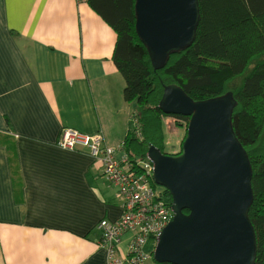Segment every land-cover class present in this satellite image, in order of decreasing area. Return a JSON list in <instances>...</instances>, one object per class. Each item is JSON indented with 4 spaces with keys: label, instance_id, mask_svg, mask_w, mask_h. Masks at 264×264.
<instances>
[{
    "label": "crops",
    "instance_id": "0c3cea01",
    "mask_svg": "<svg viewBox=\"0 0 264 264\" xmlns=\"http://www.w3.org/2000/svg\"><path fill=\"white\" fill-rule=\"evenodd\" d=\"M116 41L86 1L0 0V264H109L98 223L118 220L122 202L99 159L61 136L101 132L118 147L135 127Z\"/></svg>",
    "mask_w": 264,
    "mask_h": 264
},
{
    "label": "water",
    "instance_id": "95a60500",
    "mask_svg": "<svg viewBox=\"0 0 264 264\" xmlns=\"http://www.w3.org/2000/svg\"><path fill=\"white\" fill-rule=\"evenodd\" d=\"M136 29L156 64L194 42L198 0H137ZM165 63V62H164ZM237 101L231 92L194 100L169 84L159 107L189 116L179 153L152 146L154 179L172 196L174 218L159 236L153 257L173 264H255L253 168L233 127ZM188 211V212H187Z\"/></svg>",
    "mask_w": 264,
    "mask_h": 264
},
{
    "label": "trees",
    "instance_id": "16d2710c",
    "mask_svg": "<svg viewBox=\"0 0 264 264\" xmlns=\"http://www.w3.org/2000/svg\"><path fill=\"white\" fill-rule=\"evenodd\" d=\"M83 1L117 33L112 59L124 78V99L137 104L134 115L137 124L122 142L124 152L132 161H146L152 146L166 153L181 151V146L176 152L166 150L163 119L171 116L185 127L190 118L161 110L159 103L166 85L181 86L194 100L233 94L237 101L233 127L253 168L254 201L249 216L256 231L255 264H264V205L257 206V186L264 179V126L257 122L253 129L241 128L243 118L259 102L263 109L261 117H264V0H198L201 14L194 42L171 53L160 64L155 63L137 33V0ZM163 189L172 204L170 191ZM128 232L132 231L125 234ZM153 241L149 243L152 251ZM155 263L173 264L157 260Z\"/></svg>",
    "mask_w": 264,
    "mask_h": 264
},
{
    "label": "built area",
    "instance_id": "2783aa9c",
    "mask_svg": "<svg viewBox=\"0 0 264 264\" xmlns=\"http://www.w3.org/2000/svg\"><path fill=\"white\" fill-rule=\"evenodd\" d=\"M103 140L101 132L87 134L72 127L64 129L61 136L64 147L83 146L99 159L105 176L116 187V197L122 202L124 212L118 220L102 219L98 223L100 240L108 251L109 264L123 261L140 264L152 256L160 234L175 214L164 189L159 188L154 179L153 161L149 157L141 164L132 161L124 152L123 144L116 148L103 145ZM120 149L122 153H119ZM128 230L134 232V237L124 260L117 256V248ZM152 240L155 244L153 251L147 252L145 246Z\"/></svg>",
    "mask_w": 264,
    "mask_h": 264
},
{
    "label": "rangeland",
    "instance_id": "374dc122",
    "mask_svg": "<svg viewBox=\"0 0 264 264\" xmlns=\"http://www.w3.org/2000/svg\"><path fill=\"white\" fill-rule=\"evenodd\" d=\"M262 113H263V109H262V106L260 105V102H259L258 105L253 110H251V113L250 114L248 113L243 118V123H242L241 128L244 130H248L250 128L253 129L254 123H257V122H259L260 125L264 126V117L263 118L261 117ZM254 117H255L256 121H253ZM163 122H164V129H165V135H166V150L168 152H176L179 150L180 146H181V150H182V143H183L184 138L186 137V136L184 137V135L185 134L187 135V133H186L187 129L186 128L188 126V123L185 127L180 126V123L178 121H176L175 118H173L171 116H167V115L164 117ZM134 124H135L134 126H136V124H137V122H135V120H134ZM118 147H116V148H118ZM147 158H148V154H147ZM159 188L162 189L163 186L159 185ZM257 189H258L257 206L261 207L264 205V179L260 180V183L258 184ZM151 247H152V245L149 244L146 247V251L147 252L152 251Z\"/></svg>",
    "mask_w": 264,
    "mask_h": 264
}]
</instances>
